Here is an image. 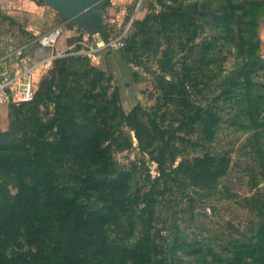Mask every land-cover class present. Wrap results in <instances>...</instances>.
Instances as JSON below:
<instances>
[{"label":"rangeland","instance_id":"1","mask_svg":"<svg viewBox=\"0 0 264 264\" xmlns=\"http://www.w3.org/2000/svg\"><path fill=\"white\" fill-rule=\"evenodd\" d=\"M116 5L41 63L6 43L0 11V69L36 70L0 128V220L32 169L80 190L113 245H149V264H264V0ZM36 241L10 258L39 264Z\"/></svg>","mask_w":264,"mask_h":264},{"label":"trees","instance_id":"2","mask_svg":"<svg viewBox=\"0 0 264 264\" xmlns=\"http://www.w3.org/2000/svg\"><path fill=\"white\" fill-rule=\"evenodd\" d=\"M15 176L18 192L0 220V264H23L18 263L23 254L18 253L15 260L9 255V247L22 236L40 243L39 264H149L144 253L149 245L122 248L112 244L104 214L90 210L81 200L80 190L56 187L32 169L16 171ZM21 230L26 234L21 235Z\"/></svg>","mask_w":264,"mask_h":264},{"label":"crops","instance_id":"3","mask_svg":"<svg viewBox=\"0 0 264 264\" xmlns=\"http://www.w3.org/2000/svg\"><path fill=\"white\" fill-rule=\"evenodd\" d=\"M100 1L95 0V4ZM111 1V5L90 6L91 15L87 16L86 12H83L81 16L71 17L54 7L51 0H0V11L13 21L4 34L6 43L12 44L19 52L24 53L26 61L35 60L36 63H41L54 54L70 50L74 44L75 33L82 35L87 31L90 23L86 22V19L89 17L101 26L116 22L119 7L116 5V0ZM55 29L61 32L56 46L54 48L40 46V37ZM12 69L15 75L25 74L17 73L14 68ZM29 71L34 76L36 70ZM7 110L8 104L0 106V128L9 121Z\"/></svg>","mask_w":264,"mask_h":264},{"label":"built area","instance_id":"4","mask_svg":"<svg viewBox=\"0 0 264 264\" xmlns=\"http://www.w3.org/2000/svg\"><path fill=\"white\" fill-rule=\"evenodd\" d=\"M60 30L55 29L39 39L45 48H54L60 37ZM33 75L30 71L22 76L14 74L12 68L3 65L0 69V106L11 102H30L35 95Z\"/></svg>","mask_w":264,"mask_h":264},{"label":"water","instance_id":"5","mask_svg":"<svg viewBox=\"0 0 264 264\" xmlns=\"http://www.w3.org/2000/svg\"><path fill=\"white\" fill-rule=\"evenodd\" d=\"M51 2L54 7L71 17L81 16L83 12L88 15L89 7L95 4V0H51Z\"/></svg>","mask_w":264,"mask_h":264}]
</instances>
